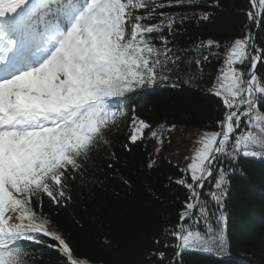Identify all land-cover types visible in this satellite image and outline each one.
I'll return each mask as SVG.
<instances>
[{"label":"snow or ice","instance_id":"obj_1","mask_svg":"<svg viewBox=\"0 0 264 264\" xmlns=\"http://www.w3.org/2000/svg\"><path fill=\"white\" fill-rule=\"evenodd\" d=\"M259 4V16L249 13V28L264 23V0ZM190 6L155 0H0V264H24L30 249L23 241L40 243V234L50 235L36 212L41 197L46 194L55 204L64 199L82 165L93 159L94 150H102L106 131L125 115L120 109L126 94L154 82L160 63L154 33L165 45V59L168 52V41L159 35L165 15L160 9ZM208 18L207 13L197 17ZM173 24L169 18V30ZM251 40L249 31L226 50L214 93L224 109L219 130L201 138L176 181L188 192L182 222L197 208L212 215L199 200L212 199L218 206L233 159L258 155L248 148L264 139V113L254 114V105L264 101V77L255 71L264 63V48L249 45ZM213 44L208 41L209 49ZM249 59L252 70L245 79L243 65ZM148 126L133 118L132 144ZM13 219L17 222L10 223ZM167 235L175 237L178 252L202 243L190 231ZM52 239L67 264H77L64 240ZM164 247L173 245L166 239ZM164 255L159 254L161 261Z\"/></svg>","mask_w":264,"mask_h":264},{"label":"trees","instance_id":"obj_2","mask_svg":"<svg viewBox=\"0 0 264 264\" xmlns=\"http://www.w3.org/2000/svg\"><path fill=\"white\" fill-rule=\"evenodd\" d=\"M155 3L192 6L160 9L165 15L159 35L168 41L167 59L165 45L154 33L153 46L160 52L154 82L126 94L120 109L125 115L117 118V127L106 131L102 150H94L93 159L82 165L64 199L55 204L46 194L41 197L42 208L36 212L50 235L40 234V243L23 241L30 249L24 264H67L53 236L64 240L77 264H264V139L248 148L258 155L233 159L218 206L215 200L200 199L212 215H202L197 208L182 223L188 192L176 183L201 147V138L219 130L217 121L223 119L224 109L214 93L226 50L249 31L253 34L249 45L264 48V23L249 28V13L257 15L250 7L252 0ZM255 3L260 15L259 0ZM205 13L207 20L197 19ZM169 18H174L170 30ZM208 41L214 42L210 49ZM251 70L249 59L243 65L245 79ZM255 71L264 77V63ZM254 109L255 115L264 113V101ZM134 117L149 126L132 144L128 135ZM157 142L169 147V157L154 151ZM171 230L190 231L202 243L178 252L175 237L167 235ZM166 239L173 247H164ZM160 253L165 254L163 261Z\"/></svg>","mask_w":264,"mask_h":264},{"label":"rangeland","instance_id":"obj_3","mask_svg":"<svg viewBox=\"0 0 264 264\" xmlns=\"http://www.w3.org/2000/svg\"><path fill=\"white\" fill-rule=\"evenodd\" d=\"M128 30L130 31L131 30V27L130 25H128ZM176 144H178V142H176ZM153 148H154V151L155 152H159V153H163L166 157H169V147L166 146V147H163L161 146L160 143L157 142V144L153 145ZM171 149V147H170ZM173 154L172 150L170 151V156ZM11 215H15V214H11ZM12 222H15V220H11ZM218 248L219 250L222 249V245H221V241H219V244H218ZM211 249V248H210Z\"/></svg>","mask_w":264,"mask_h":264},{"label":"water","instance_id":"obj_4","mask_svg":"<svg viewBox=\"0 0 264 264\" xmlns=\"http://www.w3.org/2000/svg\"><path fill=\"white\" fill-rule=\"evenodd\" d=\"M254 7H255V9H256L257 16H259L258 11H257L256 3H254ZM252 43H253V42H252ZM199 203H200V200H199ZM195 210H196V209L191 210V213H194ZM181 222H182V221H181ZM182 223H184V222H182Z\"/></svg>","mask_w":264,"mask_h":264}]
</instances>
